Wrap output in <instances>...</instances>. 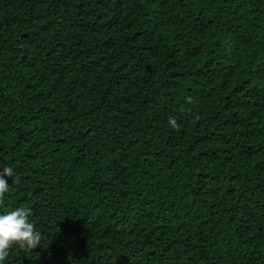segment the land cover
Returning a JSON list of instances; mask_svg holds the SVG:
<instances>
[{
    "label": "trees",
    "instance_id": "16d2710c",
    "mask_svg": "<svg viewBox=\"0 0 264 264\" xmlns=\"http://www.w3.org/2000/svg\"><path fill=\"white\" fill-rule=\"evenodd\" d=\"M0 264H264V0H0Z\"/></svg>",
    "mask_w": 264,
    "mask_h": 264
}]
</instances>
